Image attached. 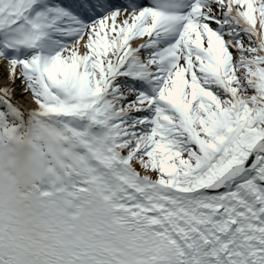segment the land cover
<instances>
[{
    "label": "snow or ice",
    "instance_id": "6c2138e0",
    "mask_svg": "<svg viewBox=\"0 0 264 264\" xmlns=\"http://www.w3.org/2000/svg\"><path fill=\"white\" fill-rule=\"evenodd\" d=\"M0 264H264V0H0Z\"/></svg>",
    "mask_w": 264,
    "mask_h": 264
}]
</instances>
